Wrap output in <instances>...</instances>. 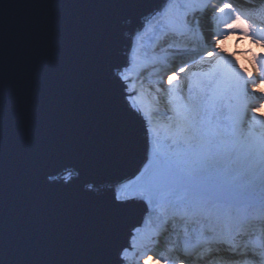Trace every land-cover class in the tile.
<instances>
[{
  "label": "snow or ice",
  "instance_id": "snow-or-ice-1",
  "mask_svg": "<svg viewBox=\"0 0 264 264\" xmlns=\"http://www.w3.org/2000/svg\"><path fill=\"white\" fill-rule=\"evenodd\" d=\"M245 3L250 11L264 13V0ZM6 7L0 4V18ZM221 14H231L230 21L222 34L210 33L213 43L205 46L207 38L199 44L188 39L197 33L204 37L205 28L210 30ZM131 17L120 20L119 33ZM127 35L121 61L119 53L102 51L99 40L94 48L72 49L77 57L74 64L59 51L62 41L51 55L45 53L46 70L29 86L30 96L43 94L54 101L37 112L40 123L29 137L34 156L25 157L26 169L39 181L36 191L41 193L32 208L34 216L41 217L45 208L49 218L66 216L71 232L83 230L88 247L103 246L104 264H128L130 254L136 264H264V138L252 139L245 128L264 124V40L232 0H156ZM242 38L250 44L242 43ZM257 44L260 52L251 56L250 71L242 62L250 53L235 49ZM148 46L151 61L160 66L150 111L126 75L139 57L148 58ZM158 50L168 54L160 55ZM98 73L107 77L115 105L108 104L96 82ZM198 76L204 79L194 81ZM65 81L76 85L79 100L71 86L60 88ZM222 84L235 96V107L226 108L222 102ZM249 87L258 95H251ZM253 102L257 103L253 106ZM85 104L111 121L105 127V140L111 146L106 153L119 154L120 163L135 153L132 122L139 119L145 126L147 160L133 179L118 184L112 198H105L91 182H86L87 190L76 183L82 174L94 176L92 164L99 160L96 139L79 136L80 126L88 123L81 119ZM156 117L170 129L163 139L153 128ZM49 193L71 195L56 202ZM82 197L94 207H83ZM129 206L137 208L141 218L127 227L126 243L118 244L134 214L125 210ZM177 215L198 227L190 229L186 223L178 231ZM153 218L160 223L149 229ZM0 264L27 262L0 258Z\"/></svg>",
  "mask_w": 264,
  "mask_h": 264
},
{
  "label": "water",
  "instance_id": "water-1",
  "mask_svg": "<svg viewBox=\"0 0 264 264\" xmlns=\"http://www.w3.org/2000/svg\"><path fill=\"white\" fill-rule=\"evenodd\" d=\"M0 4L7 5L0 18V258L27 264H104L107 256L103 246L88 247L83 230L79 234L71 232L66 216L63 220L55 215L49 218L47 208L41 217L32 212L41 193L36 191L39 181L26 169L25 157L34 156L29 137L40 123L37 112L54 101L43 94L30 96L29 86L46 70L45 53L51 55L61 41L59 51L73 64L77 57L71 50L94 48L97 40L102 51L119 53L117 59L121 61L127 34L140 24L141 13L155 7L156 0H0ZM128 16H132L131 21L123 22L119 33L120 20ZM97 66L102 68L101 60H97ZM106 81V76L97 74L96 82L104 89L108 104L115 105V93L107 88ZM66 86L72 87L79 100L76 85L65 81L60 88ZM83 108L81 119L88 123L87 127L80 126L79 136L96 139L99 160L93 162L92 168L96 169L93 175L102 183L90 174H82L76 183L87 190L86 182H91L105 198H112L114 184L132 178L142 167V161L147 160L145 126L139 119L132 122L135 153L120 163L119 154L106 153L111 146L105 140V127L111 121L101 118L102 111H93L91 104ZM57 179L62 182V177ZM70 195L49 193L48 197L59 202ZM81 204L94 207L87 197L81 198ZM125 210L134 214L119 234L118 244L126 243L127 227L141 218L137 208L129 206Z\"/></svg>",
  "mask_w": 264,
  "mask_h": 264
},
{
  "label": "rangeland",
  "instance_id": "rangeland-1",
  "mask_svg": "<svg viewBox=\"0 0 264 264\" xmlns=\"http://www.w3.org/2000/svg\"><path fill=\"white\" fill-rule=\"evenodd\" d=\"M222 2H223V0H222ZM240 11L246 18H248L249 22L255 26L257 37L260 38L261 40H264V31H261V29H264V26H263L264 24H259L256 20L249 17V15L246 12H244L241 9H240ZM230 16H231V14H221L219 19L212 21V26H211L212 28L208 31L205 30L204 35H206L208 37L209 43H213V41L210 38V33L219 31L222 34L223 26H224V24H226L230 21ZM189 36H191V35H189ZM198 41H199V43H201L199 38H198ZM199 43H195V44H199ZM242 43L250 44V41H248L246 38H242ZM235 50L238 53L242 52V51H247L248 53H250L249 55L244 56L242 58V62L248 64L249 70L251 71V64H250L251 56L252 55H259V52H260L259 45L258 44L257 45H251L247 49L236 48ZM158 51H159L160 55H167L168 54L164 50H158ZM146 54H147L148 58L146 59L144 55L139 57L135 66L133 68H131L126 73V75L129 78V80L132 81L130 87L132 89H135V90L140 92V96L138 97L139 101L144 105L146 110L150 111L152 106H153V95L155 94V81L158 80L160 77V70H159L160 66L151 61L150 58L152 56V49L150 46L147 47V53ZM228 55L230 56L231 52H229ZM138 73L140 74L139 76L137 75ZM200 79H204V77H199V76L195 77L194 81H198ZM226 87H227L226 85H223V84L220 85L219 96H220L222 102L225 104L226 108L229 106L235 107V105L237 104V100L232 93L226 91ZM248 91L251 95H258L257 93H252L251 87H249ZM257 102H253V106ZM257 115H259V113H257ZM153 128L158 129L162 139L171 134L170 129L165 126V122L160 120V118H158V117L154 118V120H153ZM245 128H246V134L249 135L252 139L264 138V124H257L254 127H252L251 129H248V126L245 125ZM136 174H138V172ZM134 176L130 179H133ZM130 179H127V180L123 181L122 183H127V181ZM117 186H118V183L114 184V186H113L114 192H115ZM176 218H177L176 219L177 230L179 231V228L181 226L185 225V224H181V222L179 223V220L184 222V223H188V222L185 220L184 217L181 218L179 215H177ZM159 223H160L159 219L153 218L152 221L148 222L147 227H149V224H150L151 229L152 228L155 229ZM128 264H136V259L131 254L129 256ZM145 264H151V262L146 261Z\"/></svg>",
  "mask_w": 264,
  "mask_h": 264
},
{
  "label": "bare ground",
  "instance_id": "bare-ground-1",
  "mask_svg": "<svg viewBox=\"0 0 264 264\" xmlns=\"http://www.w3.org/2000/svg\"><path fill=\"white\" fill-rule=\"evenodd\" d=\"M233 3H235L237 5V7L241 10H243L244 12H246L249 17H251L252 19L256 20L259 24H264V13H256V12H253V11H250V6H248L246 3H245V0H232ZM264 26V25H263ZM212 28V27H211ZM206 31L209 30V28H205ZM205 32V31H204ZM198 38L200 39L201 42H205L204 41V38H207L206 42H205V45L208 42V37L206 35H204V37H201L199 35V33H197L196 36H189L188 39L193 43H199L198 41ZM244 63V62H243ZM122 183V182H121ZM120 184V183H119Z\"/></svg>",
  "mask_w": 264,
  "mask_h": 264
},
{
  "label": "trees",
  "instance_id": "trees-1",
  "mask_svg": "<svg viewBox=\"0 0 264 264\" xmlns=\"http://www.w3.org/2000/svg\"><path fill=\"white\" fill-rule=\"evenodd\" d=\"M181 218H183V216L182 215H179ZM177 219V218H176ZM181 222V224H185L186 225V223H184V222H182V221H180L179 220V223ZM188 224V227L191 229L192 227H198V225H192V224H190V223H187ZM185 225H183V226H181L180 228H179V231H181L183 228H184V226ZM149 229H151V226H150V224H149V227H148ZM153 229V228H152ZM171 239H175V236L173 235L172 237H171Z\"/></svg>",
  "mask_w": 264,
  "mask_h": 264
}]
</instances>
